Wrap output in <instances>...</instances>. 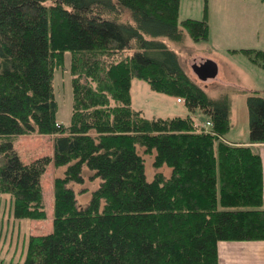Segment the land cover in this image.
<instances>
[{"label":"trees","instance_id":"1","mask_svg":"<svg viewBox=\"0 0 264 264\" xmlns=\"http://www.w3.org/2000/svg\"><path fill=\"white\" fill-rule=\"evenodd\" d=\"M177 9L178 0H0V193L13 216L42 218L40 175L50 161L64 166L52 182L51 230L28 237L21 264H217L218 242L264 240L251 147L264 143V97L246 96L247 142L225 139L226 98L208 96L162 40L206 39L205 13L178 25ZM242 51L264 70V50ZM64 52L67 124L55 118L52 92ZM132 78L189 114L131 109ZM32 133L57 134L52 155L23 163L12 140ZM85 173L96 184L79 207L72 184Z\"/></svg>","mask_w":264,"mask_h":264},{"label":"rangeland","instance_id":"2","mask_svg":"<svg viewBox=\"0 0 264 264\" xmlns=\"http://www.w3.org/2000/svg\"><path fill=\"white\" fill-rule=\"evenodd\" d=\"M204 13L208 25L206 39L192 41L184 34L181 44L166 38L162 40L177 53L184 66L194 56L214 61L217 74L215 72L212 79L213 86L209 95L214 99L225 97L228 102V129L224 138L230 141H247L248 117L245 99L255 91L264 97V70L251 63L242 50H264V3L261 0H178L177 24L186 18L201 19ZM69 64L70 55L64 52L61 65L55 67L52 73L55 118L62 124L68 123L71 112ZM198 84L202 85V80ZM129 95L131 109L140 111L146 118L189 114L181 100L155 92L146 82L136 78L130 81ZM191 114L202 130L209 128L210 123L206 125V121L204 122V114L199 111ZM56 136L57 134L36 133L19 135L12 140V148L23 163H28L45 155L51 156ZM160 169L167 174L166 168ZM63 171L64 166H55L50 161L40 175L42 218L13 216L9 194L0 193V264H21L28 237L43 235L51 230L52 182L55 177L62 176ZM153 171L147 164L146 172L149 177ZM86 173L82 184H72L79 207L86 205L88 193L96 184L87 179Z\"/></svg>","mask_w":264,"mask_h":264},{"label":"crops","instance_id":"3","mask_svg":"<svg viewBox=\"0 0 264 264\" xmlns=\"http://www.w3.org/2000/svg\"><path fill=\"white\" fill-rule=\"evenodd\" d=\"M188 62L186 64H187L189 73L191 76H193L195 81L198 83L199 80L198 79L196 80V77L191 72L188 66ZM216 74H217V66H216ZM216 74H214V76ZM214 76L203 80L202 85L199 84L208 96H210L209 90L211 89V86H213L212 79L214 78ZM255 92L254 94H257V92L256 93ZM233 142L246 143L247 141H233ZM251 147H252V150L256 152L260 158L261 179H262L261 181V187H262L261 208L264 209V143H254V144H251ZM217 264H264V240H261V241H220L218 242L217 243Z\"/></svg>","mask_w":264,"mask_h":264},{"label":"water","instance_id":"4","mask_svg":"<svg viewBox=\"0 0 264 264\" xmlns=\"http://www.w3.org/2000/svg\"><path fill=\"white\" fill-rule=\"evenodd\" d=\"M188 66L196 79L205 80L214 76L216 66L214 63L204 57H193L189 60Z\"/></svg>","mask_w":264,"mask_h":264},{"label":"built area","instance_id":"5","mask_svg":"<svg viewBox=\"0 0 264 264\" xmlns=\"http://www.w3.org/2000/svg\"><path fill=\"white\" fill-rule=\"evenodd\" d=\"M206 123H207L206 125H208L209 124V121H206Z\"/></svg>","mask_w":264,"mask_h":264}]
</instances>
